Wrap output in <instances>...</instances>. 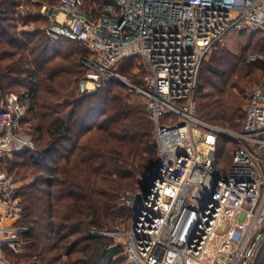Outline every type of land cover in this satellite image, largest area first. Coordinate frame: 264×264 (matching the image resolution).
<instances>
[{"label":"built area","instance_id":"2783aa9c","mask_svg":"<svg viewBox=\"0 0 264 264\" xmlns=\"http://www.w3.org/2000/svg\"><path fill=\"white\" fill-rule=\"evenodd\" d=\"M34 2L21 3L17 12L44 16L50 38L84 49L78 91L121 83L143 97L154 122L159 177L148 192L142 186L122 192L118 205L127 214L92 232L121 245L126 264H241L264 225V81L250 91L238 131L204 119L194 93L203 63L230 34L264 39V0H104L93 8L85 0ZM126 58L138 82L119 71ZM29 95L0 93V160L37 148L23 102ZM224 133L236 148L219 169ZM18 188L15 176L0 168V264H33L11 259L24 253L28 229L19 222ZM256 243L243 264H255L264 233Z\"/></svg>","mask_w":264,"mask_h":264},{"label":"trees","instance_id":"16d2710c","mask_svg":"<svg viewBox=\"0 0 264 264\" xmlns=\"http://www.w3.org/2000/svg\"><path fill=\"white\" fill-rule=\"evenodd\" d=\"M28 2L0 0L4 9L0 16V93L30 91L23 102L37 144L34 151L0 160V166L4 160L9 162L7 171L17 181L16 174L28 178L18 188L24 206L19 222L28 229L23 234L24 253L15 257L33 264H126L122 246L111 245L109 237L92 230L110 227L127 214L118 205L121 193L144 179L156 164L154 122L142 102L121 83L80 93L82 49L71 48L78 44L75 41L50 38L43 29L44 16L19 14L17 6ZM45 2L57 0H35L34 4ZM27 24L33 28H18ZM249 34L253 46L259 41L264 47L263 38ZM218 57L203 63L194 98L204 119L232 128L242 125V129L244 100L231 90L225 93L227 82L208 89L211 75L224 76L223 62L230 63L226 55ZM131 62L124 59L119 71L135 78ZM240 66V80L235 78L232 86L244 92L245 78L248 82L254 67ZM224 138L219 136L216 157L226 143L236 148L234 141ZM255 264H264V247Z\"/></svg>","mask_w":264,"mask_h":264},{"label":"rangeland","instance_id":"374dc122","mask_svg":"<svg viewBox=\"0 0 264 264\" xmlns=\"http://www.w3.org/2000/svg\"><path fill=\"white\" fill-rule=\"evenodd\" d=\"M99 1L100 0H85V4H86L87 8H93L94 6L99 4L98 3ZM251 40H252L251 35L248 32H245V34H240V33H237V32H235L234 34H230L222 43L218 44V45H221L222 47H219L218 49L214 48L211 51V53L208 55L207 59L205 60V64H206V63L212 61L213 56H215L216 58H219L218 57L219 54L222 55V56L226 55V58H227L228 61H230V63L223 62L222 68H224L225 71H226L225 75L222 76V77L211 75L210 81H211L212 84H208V89L215 88L218 85H220L219 87H221L222 85H224L225 82H227L226 83L227 88H224L226 90L225 93L227 91L229 92L231 90L237 96H240L245 102V106L243 107V109L241 111L242 114H244V111H245V108H246V104H247V98H248V95H249L250 91L257 84H259L262 81H264V66H262L261 69L257 67L259 65H264V47H262L260 45L259 41H258V45L257 46H253V44H251ZM71 45H72L71 48L75 49V51H80L81 49H82L81 50L82 52L84 51L83 47H81L79 44L75 43V44H71ZM253 55H259L260 58H256L254 60L253 59ZM224 64H227V66L224 65ZM235 65L237 66V68H236V70L234 72V70H232V67L235 66ZM240 65L254 67L252 73L249 74V76L247 77V79L249 80L248 82L246 81V78H245V82H246V86L245 87H246V89H245L244 92L241 91L238 87L232 86V84H234V82H235V78L240 80V77H238L239 70H240V68L238 70V66H240ZM252 65H254V66H252ZM132 74H134L133 70H132ZM253 74L256 75L258 77V79L254 78L252 76ZM127 77L129 78V80H131L133 82H138L139 81L136 76H135V78H133V77L131 78L129 76H127ZM250 78H253V79L251 80ZM77 79H78V76L74 80V83H73L74 86H76V84H77ZM127 88L134 95L133 98H137L138 100H140V102H142V104H143V106H144V108L146 110V105H145V101H144L143 97L138 92L133 90L132 88H129V87H127ZM194 102L196 104H198V102L195 100V98H194ZM211 122L214 123V124H217L218 126H221V127L225 128V129L231 130V131H238V130L241 129V126H242V125H240L239 128H234V127L232 128V127H229L227 124H220L219 122H214V121H211ZM224 137H226V138H224L226 142H229V141L232 140L230 137H227L225 135H224ZM227 140H229V141H227ZM221 144L222 143H220V145ZM227 144L228 143H226L225 147L220 150L219 155L215 159V164L217 165V167L219 169H223V168H225L227 166L226 163H228L230 161L231 154L235 150V148L232 149V146H229V145L227 146ZM7 158H5V159H7ZM224 158L227 159L226 162H222ZM1 163H2V165L0 166L1 169H3V170L9 169V167H10L9 162H5V160H4ZM16 176H17L19 185L23 184L24 182H26L28 180V178L27 179H21L19 177V175H17V174H16ZM143 180H144L143 177L139 178L138 181L136 182L135 186H133L131 189L128 188V190H133L135 188H138L139 186H142ZM121 217H119L117 219V221ZM255 246H257V243L254 244V247ZM263 247H264V245L262 246V248ZM11 259H13V261H15L16 263H21L22 262V260L20 258H17L14 255L11 256ZM24 261H26V260H24ZM124 263H125V261H124Z\"/></svg>","mask_w":264,"mask_h":264},{"label":"water","instance_id":"95a60500","mask_svg":"<svg viewBox=\"0 0 264 264\" xmlns=\"http://www.w3.org/2000/svg\"><path fill=\"white\" fill-rule=\"evenodd\" d=\"M224 135H225V136H228L227 133H224ZM160 166H161V162H160V160L158 159L157 162H156V164H155L154 166H152V167L148 170V172H147V174H146V176H145V178H144V180H143V182H142V187H143V189H144L145 192H148V191H149L150 187H152V185L154 184V181L159 177V168H160ZM218 178H219V176L216 177V179H218ZM215 182H216V180H215ZM263 233H264V225H263V227H262V228H261L256 234H255V236H254L253 239L251 240V242H250V244H249V247H248V249H247V252H246V254H245V256H244L243 261H242L241 264H243V263L247 260V257H248V253H249V251L251 250V248L254 246V244L256 243V241L259 239V237H260Z\"/></svg>","mask_w":264,"mask_h":264},{"label":"crops","instance_id":"0c3cea01","mask_svg":"<svg viewBox=\"0 0 264 264\" xmlns=\"http://www.w3.org/2000/svg\"><path fill=\"white\" fill-rule=\"evenodd\" d=\"M19 29H32L33 28V25H19L18 26Z\"/></svg>","mask_w":264,"mask_h":264},{"label":"bare ground","instance_id":"6f19581e","mask_svg":"<svg viewBox=\"0 0 264 264\" xmlns=\"http://www.w3.org/2000/svg\"><path fill=\"white\" fill-rule=\"evenodd\" d=\"M228 134V133H227Z\"/></svg>","mask_w":264,"mask_h":264}]
</instances>
